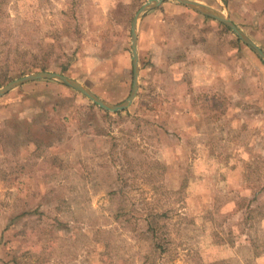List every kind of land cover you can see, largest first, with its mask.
<instances>
[{
    "label": "rangeland",
    "instance_id": "obj_1",
    "mask_svg": "<svg viewBox=\"0 0 264 264\" xmlns=\"http://www.w3.org/2000/svg\"><path fill=\"white\" fill-rule=\"evenodd\" d=\"M199 1L264 49V0ZM145 2L0 0V88L46 63L124 102ZM138 53L124 110L53 79L0 97V264H264V61L176 0Z\"/></svg>",
    "mask_w": 264,
    "mask_h": 264
},
{
    "label": "water",
    "instance_id": "obj_2",
    "mask_svg": "<svg viewBox=\"0 0 264 264\" xmlns=\"http://www.w3.org/2000/svg\"><path fill=\"white\" fill-rule=\"evenodd\" d=\"M166 0H147L141 8L136 13L135 17L132 21V59H133V85L132 90L128 98L120 103V104H112L107 102L95 92H93L90 88H88L85 84L80 82L77 79H74L66 74L52 71V70H41L37 72H32L25 74L19 78H16L10 81L8 84L0 88V97L9 92L10 90L26 83L29 81H35L40 79H53L58 80L76 90L86 95L89 99H91L98 106L110 110V111H120L128 108L134 101L137 96L139 89V74H140V64H139V53H138V22L140 17L148 12L149 10L156 8L160 4H162ZM194 10H197L207 16H210L230 27L233 32L243 41L245 42L254 52L258 54V56L264 61V49H262L238 24H236L232 19L228 16L224 15L220 10L216 9L212 5L204 3L199 0H176Z\"/></svg>",
    "mask_w": 264,
    "mask_h": 264
},
{
    "label": "trees",
    "instance_id": "obj_3",
    "mask_svg": "<svg viewBox=\"0 0 264 264\" xmlns=\"http://www.w3.org/2000/svg\"><path fill=\"white\" fill-rule=\"evenodd\" d=\"M16 47H13L12 45H10L8 48H7V55L6 56H9L10 54H18V55H21L22 54V51L21 50H18V48ZM13 60V58H12ZM36 68V67H35ZM66 68V67H65ZM64 68V69H65ZM39 70H48V66L46 63L42 64L41 66H39L38 68ZM26 72H23V74H25Z\"/></svg>",
    "mask_w": 264,
    "mask_h": 264
}]
</instances>
